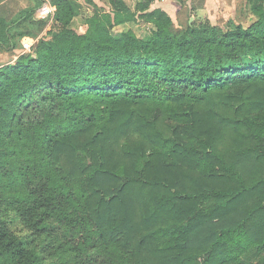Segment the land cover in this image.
I'll use <instances>...</instances> for the list:
<instances>
[{"label": "trees", "instance_id": "1", "mask_svg": "<svg viewBox=\"0 0 264 264\" xmlns=\"http://www.w3.org/2000/svg\"><path fill=\"white\" fill-rule=\"evenodd\" d=\"M36 1L0 16L4 50L38 39L0 66V264H264V0L180 33L153 0H48L42 36Z\"/></svg>", "mask_w": 264, "mask_h": 264}, {"label": "crops", "instance_id": "2", "mask_svg": "<svg viewBox=\"0 0 264 264\" xmlns=\"http://www.w3.org/2000/svg\"><path fill=\"white\" fill-rule=\"evenodd\" d=\"M44 1L50 4L48 0H44ZM90 1L91 2H89V0H70L71 5L76 10V12L80 14H84V16L86 17L93 16L96 10V7L102 8V9L104 8L107 11H109V7L104 0H90ZM126 1L129 4V6L132 8L135 7L136 2H137V0H126ZM207 2H209L210 4L211 0H207ZM37 4L38 2L36 0H0V16L5 18L6 20H12V19L17 18L18 14L21 11L26 10L28 8L35 7ZM206 5L208 6V3ZM39 9H37V11ZM157 9H161L169 15V17L172 20L173 31L177 33H180L187 26L195 23L197 21V16L199 12H204V7L203 8L198 7L194 0H187L184 5H182L180 0H153L149 11H154ZM37 11L34 15L35 21L48 22L51 20V23L54 22V16L52 19H48V20L40 19L37 16ZM200 16L201 14H199V17ZM206 21H210L212 23L211 17H207L206 20L200 21L197 23L206 22ZM145 26L150 28V31L153 28L151 25H145ZM81 30L85 31L87 30V27L82 26ZM121 30L122 28H115V31H117V33H120ZM34 40H37V39L33 37H25L21 40V45L18 49L14 51H9V52L4 50L0 46V66H3L5 64H10L16 61L22 55L21 53L22 42L25 41L29 43H35Z\"/></svg>", "mask_w": 264, "mask_h": 264}, {"label": "rangeland", "instance_id": "3", "mask_svg": "<svg viewBox=\"0 0 264 264\" xmlns=\"http://www.w3.org/2000/svg\"><path fill=\"white\" fill-rule=\"evenodd\" d=\"M187 0H180L182 5L186 3ZM198 7H204V12H199L197 16V22L206 20L207 17H211L212 24L221 26L225 29L228 25L230 20H235L236 22L243 21L246 25L250 23V15L249 10L247 8V0H211V3L207 2V0H194ZM208 3V6L206 5ZM207 11V12H205ZM194 22V21H193ZM54 23V22H53ZM51 23V20L48 22H44L39 27L38 36L45 35L47 32L52 31L54 29V24ZM44 26V27H43ZM41 27L42 30H41ZM55 30V29H54ZM135 31L138 35H146L149 33L150 28L146 27L145 25H136ZM117 34V31L115 32ZM161 161L157 162L154 166L150 169V174H146L147 180L159 179L163 181V189H166L169 184H172L174 180L172 179L178 178L182 182L183 186L186 185L188 170L185 171L183 163H177L174 166H162ZM145 164V162H143ZM161 174V177L155 176V174ZM190 174V173H189ZM144 192H148L145 190ZM165 193V192H164ZM113 194H117V192L108 195V199L113 197ZM112 196V197H111ZM158 204V203H157Z\"/></svg>", "mask_w": 264, "mask_h": 264}, {"label": "built area", "instance_id": "4", "mask_svg": "<svg viewBox=\"0 0 264 264\" xmlns=\"http://www.w3.org/2000/svg\"><path fill=\"white\" fill-rule=\"evenodd\" d=\"M55 14V9L49 4L45 3L41 6V8L37 11V16L40 19H52ZM35 43H29V42H22V50L21 53L22 55L29 54L34 46L37 44L38 39L34 40Z\"/></svg>", "mask_w": 264, "mask_h": 264}]
</instances>
